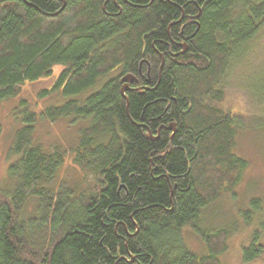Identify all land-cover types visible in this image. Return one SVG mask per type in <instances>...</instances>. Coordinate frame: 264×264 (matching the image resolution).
<instances>
[{
	"label": "trees",
	"instance_id": "obj_1",
	"mask_svg": "<svg viewBox=\"0 0 264 264\" xmlns=\"http://www.w3.org/2000/svg\"><path fill=\"white\" fill-rule=\"evenodd\" d=\"M259 39L264 0H0V100L58 69L43 92L66 99L41 113L77 127L74 144L46 149L25 110L14 182L0 184V264H221L226 228L198 232L201 254L181 233L247 165L220 85L236 48ZM128 73L136 88L122 93ZM66 154L79 181L52 188ZM257 236L243 260L260 255Z\"/></svg>",
	"mask_w": 264,
	"mask_h": 264
},
{
	"label": "rangeland",
	"instance_id": "obj_2",
	"mask_svg": "<svg viewBox=\"0 0 264 264\" xmlns=\"http://www.w3.org/2000/svg\"><path fill=\"white\" fill-rule=\"evenodd\" d=\"M254 43L255 47L246 54L241 55V49L236 48L220 85L224 90L221 105L228 110L232 107L229 111L238 120L232 152L246 159L247 165L232 189L221 191L217 199L201 210L197 231L185 227L181 233L186 249L201 254L205 252V246L198 232L217 227L226 228L225 248L219 255L221 264H264V228L260 225L264 214V39L255 40ZM57 71L50 76L25 81L17 93L0 100V184L3 186L14 182L9 167L17 163L20 153L12 150L11 143L15 131L23 123L25 110L34 111L37 117L33 143L48 149L55 144L69 147L76 141L77 127L72 119L49 120L41 113L46 106L59 105L66 99L61 88L43 92L52 85ZM89 93H79L78 96L84 98ZM75 97L77 95H73ZM68 157L66 154L62 165L49 182L52 188L79 181L80 173L68 166L71 163ZM36 203L37 200L28 199L23 204V217L35 214ZM255 232L258 233L255 245L259 244L261 253L257 258L245 261L242 258V247L248 246Z\"/></svg>",
	"mask_w": 264,
	"mask_h": 264
},
{
	"label": "flooded vegetation",
	"instance_id": "obj_3",
	"mask_svg": "<svg viewBox=\"0 0 264 264\" xmlns=\"http://www.w3.org/2000/svg\"><path fill=\"white\" fill-rule=\"evenodd\" d=\"M191 16H192V15H189L188 19L194 20L193 17H191ZM192 22L195 23V20L192 21ZM195 24H196V23H195ZM181 27H182V26H181ZM181 27L179 28V34L182 36V37L180 38V46L184 49V48H186V41H185L184 38H183V29H182ZM137 81H138V80H136V82H137ZM139 86H141V85H139ZM125 87H126V89L136 88V86H133L132 82H131V83L128 82V83L125 85Z\"/></svg>",
	"mask_w": 264,
	"mask_h": 264
},
{
	"label": "water",
	"instance_id": "obj_4",
	"mask_svg": "<svg viewBox=\"0 0 264 264\" xmlns=\"http://www.w3.org/2000/svg\"><path fill=\"white\" fill-rule=\"evenodd\" d=\"M198 14H199V12L195 16H197ZM136 80H137L136 76L131 74V73H128V74H125L124 76H122L121 81H123V84L120 87V91L123 93L124 90L126 89L125 85L128 82H132V81H136Z\"/></svg>",
	"mask_w": 264,
	"mask_h": 264
}]
</instances>
